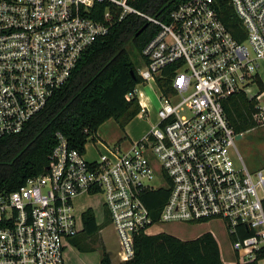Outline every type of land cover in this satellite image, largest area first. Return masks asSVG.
Returning <instances> with one entry per match:
<instances>
[{"label":"built area","instance_id":"built-area-1","mask_svg":"<svg viewBox=\"0 0 264 264\" xmlns=\"http://www.w3.org/2000/svg\"><path fill=\"white\" fill-rule=\"evenodd\" d=\"M107 3L101 20L91 18ZM243 39L218 17L213 0H188L162 22L127 0H0V138L20 133L69 79L80 56L106 36L117 14H136L157 33L141 51L136 117L150 119L140 86L154 90L155 123L136 140L86 142L93 156L57 143L44 174L0 192V264H65L82 231L73 201L101 198L119 262L133 256L134 237L160 224L220 222L233 264H264V168L250 172L223 103L243 94L252 120L264 123V0H231ZM243 136V134H240ZM155 192L166 194L153 216ZM103 221V222H104Z\"/></svg>","mask_w":264,"mask_h":264},{"label":"trees","instance_id":"trees-1","mask_svg":"<svg viewBox=\"0 0 264 264\" xmlns=\"http://www.w3.org/2000/svg\"><path fill=\"white\" fill-rule=\"evenodd\" d=\"M185 1L188 0H127V4L146 16L166 22L170 12ZM213 1L221 22L241 41L243 31L231 0ZM107 7V3H97L91 18L101 20ZM110 24L108 34L84 51L67 82L22 131L0 138V192L15 191L27 179L44 174L57 143L56 134L62 135L70 148L82 151L88 139H97V131L105 122L113 120L124 130L136 118L140 110L137 99L126 100V95L141 83L134 51L141 58L142 49L158 28L136 14H127L121 20L116 14ZM223 110L236 134L257 126L252 120L253 102L243 94L228 98ZM154 194L147 207L156 217L166 194ZM82 224L81 233L71 241L80 250L101 229L91 209L82 214ZM133 249L130 260L113 263L102 248L99 264H224L218 243L210 232L190 240L165 233H140L134 237Z\"/></svg>","mask_w":264,"mask_h":264},{"label":"rangeland","instance_id":"rangeland-1","mask_svg":"<svg viewBox=\"0 0 264 264\" xmlns=\"http://www.w3.org/2000/svg\"><path fill=\"white\" fill-rule=\"evenodd\" d=\"M134 54L135 60L137 59L136 61H138L140 68L142 62L139 53L134 51ZM139 90L143 92L145 103L151 111L150 119L146 121L145 119L136 117L124 130H121L113 120H109L98 129L96 134L97 140L108 144H113L116 140L123 138L132 140L142 135L149 128L150 124L155 123L154 113L157 108L156 93L148 86H140ZM263 105L264 101L262 103ZM236 147L250 172L264 168V123L258 124L255 128L244 133L242 138L236 142ZM85 150L88 158L93 156V151L89 143L85 145ZM73 205L76 214L80 215V217H82V214L87 209H91L96 223L101 229L85 242L82 250L72 246L73 244L69 242L71 249L67 248L64 253L65 264H99L102 248L108 253L111 261L116 263L118 260L116 236L111 226L108 223L105 224L103 219L101 198L98 195H81L73 201ZM204 232H210L214 235L223 263L233 264L235 258L220 222L212 221L197 226H190L184 223H166L153 226L147 231L149 235L165 233L181 240H190Z\"/></svg>","mask_w":264,"mask_h":264},{"label":"crops","instance_id":"crops-1","mask_svg":"<svg viewBox=\"0 0 264 264\" xmlns=\"http://www.w3.org/2000/svg\"><path fill=\"white\" fill-rule=\"evenodd\" d=\"M141 136V135H140ZM139 136V137H140ZM139 137H136V138H134V139H132V140H136V139H138ZM129 139V138H128ZM131 140V139H130ZM118 140H116L114 143H116ZM199 235H201V234H199ZM199 235H197V236H195L194 238H196V237H198ZM214 236V235H213ZM194 238H192V239H194ZM215 238V237H214ZM73 246V245H72ZM68 248H70L71 249V246H69ZM81 252V251H80ZM100 258V257H99ZM117 262H119V260H117ZM116 262V263H117Z\"/></svg>","mask_w":264,"mask_h":264},{"label":"water","instance_id":"water-1","mask_svg":"<svg viewBox=\"0 0 264 264\" xmlns=\"http://www.w3.org/2000/svg\"><path fill=\"white\" fill-rule=\"evenodd\" d=\"M242 138V136L240 135V134H238L237 136H236V139L237 140H240Z\"/></svg>","mask_w":264,"mask_h":264}]
</instances>
